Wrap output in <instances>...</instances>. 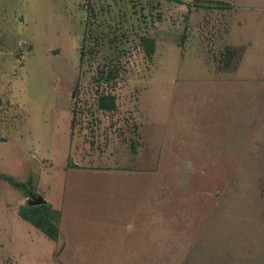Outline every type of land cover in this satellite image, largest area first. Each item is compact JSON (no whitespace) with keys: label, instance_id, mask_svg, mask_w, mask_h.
Here are the masks:
<instances>
[{"label":"rangeland","instance_id":"obj_1","mask_svg":"<svg viewBox=\"0 0 264 264\" xmlns=\"http://www.w3.org/2000/svg\"><path fill=\"white\" fill-rule=\"evenodd\" d=\"M183 1L0 0V172L60 208L0 178V264H264V76Z\"/></svg>","mask_w":264,"mask_h":264},{"label":"crops","instance_id":"obj_2","mask_svg":"<svg viewBox=\"0 0 264 264\" xmlns=\"http://www.w3.org/2000/svg\"><path fill=\"white\" fill-rule=\"evenodd\" d=\"M224 1L230 3L226 10V12L228 11L227 28L225 31L227 43L233 46H242V57L238 73L242 77H252L253 75L264 76V0ZM32 194L26 195L27 200ZM23 195H25L24 192ZM43 199L49 203L44 197ZM50 203L52 204V208L60 210L53 201H50ZM19 207L17 208V213L24 219L19 213ZM46 236L49 237L48 235Z\"/></svg>","mask_w":264,"mask_h":264},{"label":"trees","instance_id":"obj_3","mask_svg":"<svg viewBox=\"0 0 264 264\" xmlns=\"http://www.w3.org/2000/svg\"><path fill=\"white\" fill-rule=\"evenodd\" d=\"M177 1H179L180 3H184L183 0H177ZM195 1H196V6H201V4H204L203 2H209V3L213 2L212 0H195ZM186 4L189 3L187 2ZM215 4L224 5V6L229 5L228 3L222 1H216ZM141 44L147 54H152L154 52L155 45H154V40L152 38L148 36H142ZM98 105L102 109H113L115 106L113 96H100L98 99ZM0 178L6 180L10 185L21 189L27 196L31 193L30 189L27 188L23 182L16 180L11 175H6L0 172ZM31 207H33L32 208L33 210L37 211L36 217L31 216L26 208L25 209L19 208L20 215L24 219L30 221L32 224L38 227L51 239L56 240L58 237V225L55 222H53L51 218H49L50 212L54 211L52 206L49 203L43 201L41 204L31 205ZM35 218H41L42 220H45V223H42L39 220H35Z\"/></svg>","mask_w":264,"mask_h":264},{"label":"water","instance_id":"obj_4","mask_svg":"<svg viewBox=\"0 0 264 264\" xmlns=\"http://www.w3.org/2000/svg\"><path fill=\"white\" fill-rule=\"evenodd\" d=\"M44 201L43 197L41 195H35L32 194L30 197H28L27 202L29 204L34 203V204H40Z\"/></svg>","mask_w":264,"mask_h":264}]
</instances>
